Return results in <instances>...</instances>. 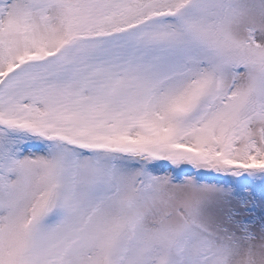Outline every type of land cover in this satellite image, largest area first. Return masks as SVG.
I'll return each mask as SVG.
<instances>
[{
  "label": "snow or ice",
  "instance_id": "6c2138e0",
  "mask_svg": "<svg viewBox=\"0 0 264 264\" xmlns=\"http://www.w3.org/2000/svg\"><path fill=\"white\" fill-rule=\"evenodd\" d=\"M0 264H264V0H0Z\"/></svg>",
  "mask_w": 264,
  "mask_h": 264
}]
</instances>
